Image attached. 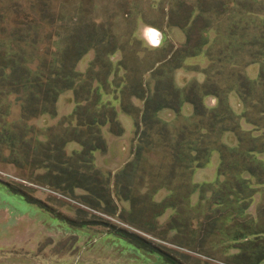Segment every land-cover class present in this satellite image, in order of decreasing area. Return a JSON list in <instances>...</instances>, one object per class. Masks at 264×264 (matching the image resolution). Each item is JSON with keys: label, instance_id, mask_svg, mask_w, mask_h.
<instances>
[{"label": "rangeland", "instance_id": "obj_1", "mask_svg": "<svg viewBox=\"0 0 264 264\" xmlns=\"http://www.w3.org/2000/svg\"><path fill=\"white\" fill-rule=\"evenodd\" d=\"M229 1L240 11H231ZM254 1L259 3L0 0V264H264L256 258L264 250V184L253 186L249 201L229 197L234 192L224 191L226 180L218 176L219 157L214 152L203 168L182 179L176 176L155 192L154 186L168 177L171 163L164 157L162 139L158 137V145L137 162L130 154L134 123L145 101L154 99L156 92L163 94L170 82L185 90L191 83L201 84L203 72L214 67L222 74L216 80L231 83L232 67L224 60L234 56L227 50L228 41L246 52L254 31H233L258 19L260 15L251 17L254 11L244 7ZM206 28H213V33L206 35ZM154 31L161 35L158 43ZM201 43L203 53L212 50L222 60L213 63L202 54L193 56ZM181 49L185 58L174 70ZM244 64L240 62L237 72L256 81L259 67L250 64L243 71ZM50 74L60 77L51 80L56 89L63 88L61 82L68 77L73 80L72 88L62 90L55 102L50 93L44 94ZM227 102L234 114L245 113L235 92L228 94ZM205 103L212 105L209 99ZM39 109L47 113L27 118ZM113 114L118 125L88 126L86 118L102 122ZM191 114L185 104L179 116L161 110L158 117L173 131L191 121ZM117 126L122 130L119 137L110 133ZM241 127L248 129L244 122ZM28 129L32 134L20 140ZM74 134L84 141L101 136L105 150L93 152V166L110 178L113 195L131 194L132 201L121 198L103 205L84 200L82 191L66 194L41 177L45 170L30 168L25 150L40 162L49 141ZM9 137L19 152L8 148ZM222 142L229 148L235 145L231 134L223 135ZM81 150L76 142L66 143L67 166H81L74 161ZM131 160L136 165L128 168V178L121 177L119 172ZM194 186L198 188L187 197ZM169 196L174 208L162 210L158 205ZM255 231L260 233L249 235Z\"/></svg>", "mask_w": 264, "mask_h": 264}, {"label": "trees", "instance_id": "obj_2", "mask_svg": "<svg viewBox=\"0 0 264 264\" xmlns=\"http://www.w3.org/2000/svg\"><path fill=\"white\" fill-rule=\"evenodd\" d=\"M258 1L259 3L257 2V4H255L254 1L251 3L247 2L244 5V7L254 11L251 17L260 15L258 19L250 21L251 26L247 24V27H243L246 29L240 30L236 28L233 31L242 32L246 30L247 32L249 31L250 34L252 30L254 31L253 38L245 49L246 52L238 49V46L235 47L232 45L234 43L233 41H228L231 42V45H227V50L232 56L234 55L233 57L224 58V60L226 59L227 62H230L228 63L232 67V73L230 72L231 74L229 76V79H232L228 82H231L230 84L216 80L215 77L222 76V74L221 72H215L214 67H211L208 71L203 72L202 76L204 80L201 84L194 82L185 90H178L170 82L169 88L167 86V90H164L163 94L156 92L154 99L145 101V107L140 114L138 122L136 121L134 123L135 133L130 154L135 159V162H137L142 159L141 155L146 156L155 144L158 145L156 142L158 137L162 139L161 146L164 157L170 158L171 163H169L168 177L165 176L164 178L167 182L163 180V182L160 181L157 183L154 186L155 192L170 185L176 176L182 179L187 175L190 176L194 170L203 168L209 162L211 154L214 152L219 157L218 176L228 181L227 183L224 181L225 184L223 183L224 191L227 192L232 190L234 192V194L229 193V197H234L239 202H243L247 199L249 201L252 197L251 191L255 190L253 186L264 184V122L262 119V116H264V0ZM229 5L234 7L231 11H240L235 2L229 1ZM246 13L250 15L251 12L247 10ZM232 15L234 14L232 13ZM258 30L259 34H256ZM213 31V28H206L203 32L208 35L213 33ZM234 35L235 38L233 36V39L235 40L238 34ZM260 35L261 38L259 39ZM186 39L188 42V38ZM204 46L205 43L199 44L200 51L196 49L193 56L202 54L203 56H207L213 63L222 60L221 58L217 60V56L220 55L217 53L214 54L212 50L209 53H203ZM243 47L244 46H241L242 49ZM183 51L184 50L181 49L178 51L179 53L177 52L180 56L179 57L178 54L175 56L177 62L180 58H185V56L182 55ZM214 55H216V58H214ZM212 56L214 59L211 58ZM238 61L245 63L242 65L243 71L244 68L250 64H256L259 67V74L256 81L249 80L243 74L244 72H237V70L240 69V62L238 63ZM181 64L178 62L173 69L180 68ZM55 75L56 74H50V82H46L47 85L44 89V94L50 93L49 99H53V102L56 101L62 90H70L73 85V80H71L70 77L67 79L65 77V82H61L62 84L65 83V86L56 89V87L53 86V83L56 82H51V80L54 78L59 79L60 77ZM27 83H30L29 80ZM61 83L59 82V84ZM25 85L27 84L24 82L22 86ZM92 91L93 90H89L88 94H91ZM232 91L235 92L240 104L245 109V113L241 115L234 114L229 108L227 98L228 94ZM207 99L212 102V105H206L205 101ZM249 103H251V106H249ZM185 104L192 108V114L190 115L191 121L188 120L189 122L179 128L177 127L173 131L170 130L166 126L167 122L158 117V112L161 110H168L174 114V116H179L182 106ZM248 108L253 112L252 116L246 113ZM46 113L47 110L39 109L33 111V113L27 114V118L29 119ZM23 114H25L24 111ZM78 119L79 117L77 120ZM114 119V114L111 116V119L102 122L100 118L98 120H96V117L86 118L89 127L96 125L98 129L99 126L104 127L106 123L111 124V126L112 123L118 125ZM242 122L247 126V130L242 129ZM155 127H157L155 129L156 133L153 131ZM32 131L28 129V131L21 133L18 137L22 140L24 137L32 134ZM110 133L115 137H119L122 134V130L117 126V129L115 131L111 130ZM225 134H231L234 137L235 145L233 147L229 148L222 142V137ZM153 135L156 139L152 138ZM5 142L9 143L8 148L11 149V151H18L19 148H15V142L12 137H9ZM19 142L21 144V141ZM67 142H76L82 149L80 153L74 156L75 163L77 165L80 163L81 166L78 165V167H73V165H66L69 158L67 159L63 152ZM105 145L106 144L99 135L95 136L92 140L86 139L84 141V138L81 139L79 135L74 134L72 137L70 136L69 139L60 137V139L58 141L55 140L54 143L49 141L46 145L47 149L42 151L43 156L40 158V162L36 159V155L30 154L29 156L27 154L29 151L27 150H25V157L30 159V168L33 170L39 168L45 170V173L41 177H44L45 180L48 178V181L53 182L51 185L60 187L66 194H72L74 190H80L83 192L82 198L84 200H92L99 204L103 203V205L118 202L119 200L122 201L121 198L125 201H132L133 196L131 194H127V197H123L121 193L117 194V191L116 194L113 195V193L109 191L110 178L93 166V152H103L105 150ZM21 148L25 149L24 147ZM132 160L126 164L125 169L123 167L119 172L121 177L128 178V168H132L136 165ZM23 164L27 163H20L22 167H24ZM12 165L16 166L14 161ZM252 180L256 182L253 183ZM234 181L235 184L233 185L232 183ZM229 183L231 185H229ZM197 188V186H194L189 190L187 197L191 196V193L195 192ZM201 189L202 192L206 190L205 187H200V191ZM152 194H155L154 191ZM240 194L246 196H239ZM141 195V198H147L144 194ZM137 198H140V195H138ZM174 205L173 197H170L167 200H162L158 207L161 206L162 210H165L171 209L172 207L174 208ZM111 213L115 214L114 211ZM118 214L116 216H118ZM240 215L241 213H238L237 217H240ZM116 216L114 215V217ZM126 219L128 222L134 223L128 217ZM122 223L127 225V222ZM212 223H214V221ZM128 225L130 224L128 223ZM259 233L260 232L255 231L249 235H257ZM256 258H258L259 262L264 260V250H259Z\"/></svg>", "mask_w": 264, "mask_h": 264}, {"label": "water", "instance_id": "obj_3", "mask_svg": "<svg viewBox=\"0 0 264 264\" xmlns=\"http://www.w3.org/2000/svg\"><path fill=\"white\" fill-rule=\"evenodd\" d=\"M153 35H154V37H155V39H156V42L158 43L159 40H160V37H161L160 33L157 32V31H154V32H153ZM157 40H158V41H157Z\"/></svg>", "mask_w": 264, "mask_h": 264}]
</instances>
